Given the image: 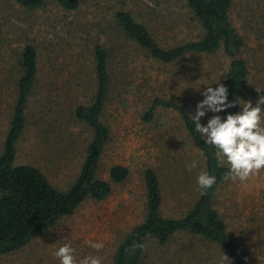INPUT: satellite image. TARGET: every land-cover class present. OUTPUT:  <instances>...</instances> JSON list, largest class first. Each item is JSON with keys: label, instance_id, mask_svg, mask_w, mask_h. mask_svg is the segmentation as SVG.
<instances>
[{"label": "rangeland", "instance_id": "374dc122", "mask_svg": "<svg viewBox=\"0 0 264 264\" xmlns=\"http://www.w3.org/2000/svg\"><path fill=\"white\" fill-rule=\"evenodd\" d=\"M123 10L133 12L164 48L190 41L201 31L184 0H83L75 12L52 0L40 11L23 9L14 0H0V154L14 111L20 54L25 46L34 44L40 55L41 85L31 100L18 163L39 167L56 186L75 180L92 132L73 112L93 97V50L98 43L110 52L116 85L102 118L111 139L99 175L110 181V169L116 165L130 171L125 183L113 185L107 200L85 202L25 249L0 256V264H59L54 253L65 243L75 249L77 262L92 254L102 257L103 264H114L121 241L145 218L143 174L149 168L161 178L164 216L182 215L199 193L196 177L203 171L202 158L178 115L160 111L149 123L143 117L156 97L183 103L189 100L194 115L195 105L202 99L200 93L211 86L203 80L206 72L223 74L229 60L219 53L174 65L159 63L115 26L114 16ZM231 20L245 39L241 58L250 64V82L261 88L264 0H234ZM252 102L255 105L256 101ZM211 115L201 122L206 123ZM193 159L198 166L189 170ZM215 207L244 248L249 264H264V171L244 183L227 181L219 190ZM88 240L101 241L104 247L96 252L87 245ZM143 264H229V260L199 238L181 234L165 247L149 243Z\"/></svg>", "mask_w": 264, "mask_h": 264}, {"label": "trees", "instance_id": "16d2710c", "mask_svg": "<svg viewBox=\"0 0 264 264\" xmlns=\"http://www.w3.org/2000/svg\"><path fill=\"white\" fill-rule=\"evenodd\" d=\"M14 1L28 11H40L48 6L50 0ZM52 1L69 12L78 11L83 4V0ZM184 1L201 31L190 41L174 47H162L149 27L131 11L117 12L114 24L139 50L162 64L174 65L189 58L206 59L224 54L229 60L227 70L223 74L209 70L203 80L213 87L217 82L227 85L229 99L240 103L241 100L257 101L259 95H264V86L258 88L250 82V64L241 58L246 43L231 20L234 0ZM39 56L37 47L29 44L22 49L18 61L20 74L16 80L14 111L0 154V256L25 249L85 202L107 200L112 195L113 185L125 183L130 176L129 169L121 165L110 169V181L99 175L103 155L111 139V131L102 118L116 85L111 71L110 52L105 45L98 43L93 50L96 85L93 97L77 105L73 112L75 119L92 132L75 180L66 186H56L39 167L18 163V146L27 129L31 100L39 93L41 85ZM189 103V100L183 103L176 98L156 97L143 120L153 122L160 111H171L178 115L185 134L202 158L203 170L216 175L217 183L206 194L202 195L199 190L194 202L182 215L167 217L163 213L165 197L161 178L154 169L145 170L146 215L121 241L114 264H143L149 243L165 247L181 234H191L199 238L202 244L221 251L229 264H249L244 248L233 238L226 220L215 207L219 190L229 181L223 179L227 168L216 161L213 149L205 146L199 134L195 133L189 117V113L193 114ZM240 110L239 105L228 109L229 112Z\"/></svg>", "mask_w": 264, "mask_h": 264}, {"label": "clouds", "instance_id": "9594fccd", "mask_svg": "<svg viewBox=\"0 0 264 264\" xmlns=\"http://www.w3.org/2000/svg\"><path fill=\"white\" fill-rule=\"evenodd\" d=\"M214 85L206 86L200 93L203 98L196 103L195 114L189 113V117L195 133L199 134L205 146L213 149L216 161L226 166L223 179L244 183L264 171V95H259L255 105L251 100L240 99L243 101L241 104L235 99H229L227 85L219 82ZM238 105L240 111H228ZM208 113L213 115L206 123H202L201 119ZM197 166L198 161L193 159L188 168L191 170ZM216 183L217 176L206 170L200 171L196 177V185L202 195ZM86 243L96 252L104 247L101 241L88 240ZM54 255L59 264H103L102 257L92 254L77 262L75 249L70 243L58 247ZM224 259L228 261L225 255Z\"/></svg>", "mask_w": 264, "mask_h": 264}]
</instances>
